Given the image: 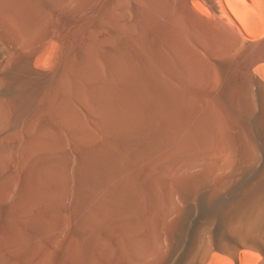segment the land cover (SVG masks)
Listing matches in <instances>:
<instances>
[{"label": "bare ground", "instance_id": "1", "mask_svg": "<svg viewBox=\"0 0 264 264\" xmlns=\"http://www.w3.org/2000/svg\"><path fill=\"white\" fill-rule=\"evenodd\" d=\"M0 264H264V0H0Z\"/></svg>", "mask_w": 264, "mask_h": 264}]
</instances>
